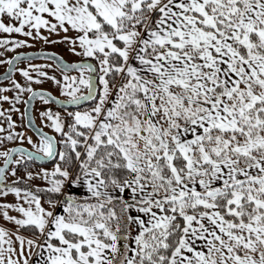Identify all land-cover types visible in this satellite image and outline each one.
I'll use <instances>...</instances> for the list:
<instances>
[{
    "label": "snow or ice",
    "instance_id": "1",
    "mask_svg": "<svg viewBox=\"0 0 264 264\" xmlns=\"http://www.w3.org/2000/svg\"><path fill=\"white\" fill-rule=\"evenodd\" d=\"M33 41L78 59L0 60V264H264V0H0Z\"/></svg>",
    "mask_w": 264,
    "mask_h": 264
},
{
    "label": "rangeland",
    "instance_id": "2",
    "mask_svg": "<svg viewBox=\"0 0 264 264\" xmlns=\"http://www.w3.org/2000/svg\"><path fill=\"white\" fill-rule=\"evenodd\" d=\"M13 35H16L15 33H13ZM37 50H47V51H51V52H55L58 55L62 56L64 59L66 60H73V59H78V57H74L70 52L67 51V48L65 47L64 44H45L41 41H33V46L32 47H21V48H17L15 51H5L4 49H0V53H3L2 55H0V60H5L7 57L13 56L15 55L17 52H28V51H37ZM46 64V63H52V61L49 60H45V59H37L34 61H24L21 62L17 65V68L20 67H26L27 64ZM6 67V63L5 64H0V70H3ZM48 71H52L51 69H46ZM14 78L18 81H20L21 83L24 82L23 78L21 77L19 72L14 73ZM10 81L9 80H4V81H0V86H6L9 85ZM34 87H40V88H45L49 91H52L53 94H57L56 92V88L55 86L51 83V82H45L43 84L40 85H33ZM15 93L14 91H8L3 93V95H7L9 97L13 96ZM25 98H27V93H24ZM51 107L54 108L53 105H50ZM17 108H19V111H12L10 113L6 112L5 115H11L12 118L17 122L16 124V130L17 131H23L25 133V135H31L33 136V139H36V136L27 128L26 126V122L24 120V118L22 117L21 113L24 112V104L23 102H20L18 105H16ZM44 107V105L42 104L41 101L36 100L35 104H34V118L36 120V123L38 126H42L41 125V121L35 111V109H40ZM12 108L11 102L10 101H5V100H0V109H10ZM55 109V108H54ZM5 122L4 116H0V124H3ZM44 131L46 132H51L50 129L48 128H44ZM20 143V141H13L12 144H18ZM25 144L26 147H30L27 144V141L25 140L23 142ZM12 144H8L5 146H12ZM0 161H2V158H0ZM22 174V173H21ZM3 199H7L8 201H13L14 200V196L12 194H9L7 197H0V200ZM15 214V213H13ZM4 221L3 219H0V224H3Z\"/></svg>",
    "mask_w": 264,
    "mask_h": 264
},
{
    "label": "flooded vegetation",
    "instance_id": "3",
    "mask_svg": "<svg viewBox=\"0 0 264 264\" xmlns=\"http://www.w3.org/2000/svg\"><path fill=\"white\" fill-rule=\"evenodd\" d=\"M38 51H41V50H37V51H31V52H38ZM30 51H28V52H20V53H29ZM16 55V54H15ZM15 55H13V56H15ZM37 59H40V58H36V59H32V60H27V61H34V60H37ZM22 62H24V61H22ZM21 63V62H20ZM19 64V63H18ZM17 64V65H18ZM16 65V66H17ZM7 64H6V67L3 69V70H0V73H4V72H6V69H7ZM0 81H4V80H0ZM54 106V105H53ZM54 108L56 109V107L54 106ZM34 134V133H33ZM35 135V134H34Z\"/></svg>",
    "mask_w": 264,
    "mask_h": 264
},
{
    "label": "water",
    "instance_id": "4",
    "mask_svg": "<svg viewBox=\"0 0 264 264\" xmlns=\"http://www.w3.org/2000/svg\"><path fill=\"white\" fill-rule=\"evenodd\" d=\"M38 52H39V51H38ZM29 53H37V52H29ZM25 54H26V53H25ZM36 58H39V57H34L33 59H36ZM30 60H32V59H30ZM34 104H35V101L33 102V106H34ZM54 106H55V105H54ZM55 107H56V106H55ZM32 117H33V119H34V121H35V124L37 125L33 113H32ZM25 122H26V121H25ZM26 126H27V128H28L32 133H34L33 130H32L31 128L28 127L27 123H26ZM37 126H38V125H37ZM38 127H39V126H38Z\"/></svg>",
    "mask_w": 264,
    "mask_h": 264
},
{
    "label": "trees",
    "instance_id": "5",
    "mask_svg": "<svg viewBox=\"0 0 264 264\" xmlns=\"http://www.w3.org/2000/svg\"><path fill=\"white\" fill-rule=\"evenodd\" d=\"M45 166H47V165H45Z\"/></svg>",
    "mask_w": 264,
    "mask_h": 264
}]
</instances>
